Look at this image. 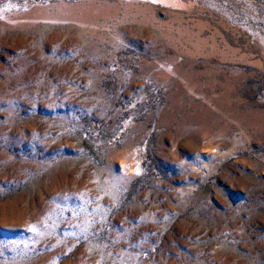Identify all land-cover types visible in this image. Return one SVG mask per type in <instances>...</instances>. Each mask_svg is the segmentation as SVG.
I'll list each match as a JSON object with an SVG mask.
<instances>
[{"label":"rangeland","instance_id":"rangeland-1","mask_svg":"<svg viewBox=\"0 0 264 264\" xmlns=\"http://www.w3.org/2000/svg\"><path fill=\"white\" fill-rule=\"evenodd\" d=\"M0 264H264V0H0Z\"/></svg>","mask_w":264,"mask_h":264},{"label":"snow or ice","instance_id":"snow-or-ice-1","mask_svg":"<svg viewBox=\"0 0 264 264\" xmlns=\"http://www.w3.org/2000/svg\"><path fill=\"white\" fill-rule=\"evenodd\" d=\"M34 230V229H33Z\"/></svg>","mask_w":264,"mask_h":264}]
</instances>
